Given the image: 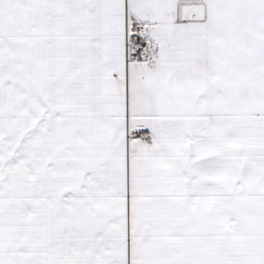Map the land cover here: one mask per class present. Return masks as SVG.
<instances>
[{"label": "snow or ice", "instance_id": "obj_1", "mask_svg": "<svg viewBox=\"0 0 264 264\" xmlns=\"http://www.w3.org/2000/svg\"><path fill=\"white\" fill-rule=\"evenodd\" d=\"M0 264H264V0H0Z\"/></svg>", "mask_w": 264, "mask_h": 264}]
</instances>
